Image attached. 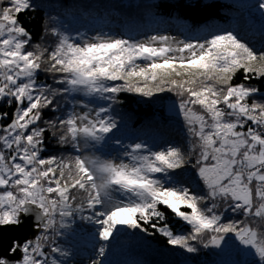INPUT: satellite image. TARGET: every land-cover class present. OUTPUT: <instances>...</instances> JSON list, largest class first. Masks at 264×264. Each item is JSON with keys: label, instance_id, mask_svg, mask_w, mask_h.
Masks as SVG:
<instances>
[{"label": "snow or ice", "instance_id": "1", "mask_svg": "<svg viewBox=\"0 0 264 264\" xmlns=\"http://www.w3.org/2000/svg\"><path fill=\"white\" fill-rule=\"evenodd\" d=\"M36 7L0 0V264H68L59 238L77 220L102 242L90 264H103L121 228L160 233L189 253L232 234L264 264V49L226 29L136 40L45 25L36 38L22 19ZM256 7L264 13V0ZM165 92L186 144L92 151L106 139L121 145L112 134L122 94ZM166 213L190 230H174ZM26 223L32 236L9 235Z\"/></svg>", "mask_w": 264, "mask_h": 264}, {"label": "trees", "instance_id": "2", "mask_svg": "<svg viewBox=\"0 0 264 264\" xmlns=\"http://www.w3.org/2000/svg\"><path fill=\"white\" fill-rule=\"evenodd\" d=\"M189 0H36L34 12L25 13L22 19L38 38L45 25L56 26L61 31L75 36L78 32L91 37L99 33L111 36L143 40L147 36L162 34L177 39L204 38L210 31H234L256 50L264 49V13L253 10L259 0H196L201 5L190 10ZM205 5H210L205 7ZM49 37L45 43L52 44ZM41 79L45 77L41 75ZM241 76L237 75L239 82ZM259 86L260 82L253 81ZM90 97H84V100ZM173 93H157L153 97L124 93L122 104L116 106L113 115L119 122L118 130L112 134L121 145L107 140L96 145L98 155L113 158L115 150L123 151V146L145 141L154 150L171 142L186 144L182 117L169 113L174 106ZM95 102L91 106L105 104ZM47 118V117H46ZM53 148L56 146L53 144ZM105 149L111 152H106ZM118 156V155H117ZM191 170L189 169V172ZM188 173H185L187 179ZM169 225L174 230L186 234L188 227L176 221L169 213ZM231 216V214H229ZM93 228L86 222L77 220L66 235L59 238L62 246L70 251L68 264H90L96 258V249L102 243L92 236ZM233 236L232 234H229ZM167 238L160 233L149 234L138 230L121 228L110 239L103 264H178L180 260L191 259L198 264H218L216 259L197 245L196 253L168 245ZM244 264H260L254 257Z\"/></svg>", "mask_w": 264, "mask_h": 264}, {"label": "water", "instance_id": "3", "mask_svg": "<svg viewBox=\"0 0 264 264\" xmlns=\"http://www.w3.org/2000/svg\"><path fill=\"white\" fill-rule=\"evenodd\" d=\"M14 238L24 239L33 235L30 223H26L19 232L10 233ZM204 251L210 257L216 259L218 264H244L242 249L238 242L228 235L220 247L209 245ZM178 264H198L191 259L180 260Z\"/></svg>", "mask_w": 264, "mask_h": 264}, {"label": "rangeland", "instance_id": "4", "mask_svg": "<svg viewBox=\"0 0 264 264\" xmlns=\"http://www.w3.org/2000/svg\"><path fill=\"white\" fill-rule=\"evenodd\" d=\"M253 10H254V11H255V10H258V7H254ZM78 98H82V99H83L84 97H81V96L78 94ZM86 99H91V98H86ZM83 100H84V99H83ZM84 101H85V102H88L87 100H84ZM168 111H169V113H171V114H173V115H175V116H179V115L177 114V110L174 108V106H169ZM92 151H94V152L98 155V153H97L95 150L92 149ZM105 151H106V152H111V151L108 150V149H107V150L105 149ZM119 152H120V151H118V149L115 150L114 153H113V156L116 157L117 155H119ZM113 158H114V157H113ZM230 236H231V235H230ZM232 237L238 242L239 246L241 247V249H242V254H243V258H244V261H245V262H246V261H251V259L254 258V257H258V256L255 255L253 249L249 248L248 246H245V245L241 244V243L239 242V240H237V239L235 238L234 235H233Z\"/></svg>", "mask_w": 264, "mask_h": 264}]
</instances>
